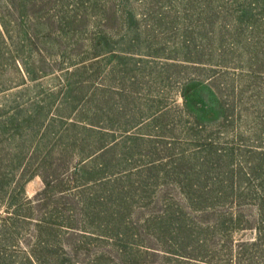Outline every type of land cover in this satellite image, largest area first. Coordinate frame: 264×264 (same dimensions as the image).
I'll use <instances>...</instances> for the list:
<instances>
[{"label": "rangeland", "instance_id": "1", "mask_svg": "<svg viewBox=\"0 0 264 264\" xmlns=\"http://www.w3.org/2000/svg\"><path fill=\"white\" fill-rule=\"evenodd\" d=\"M0 264H264V0H0Z\"/></svg>", "mask_w": 264, "mask_h": 264}]
</instances>
